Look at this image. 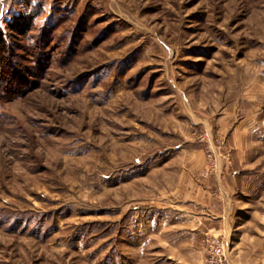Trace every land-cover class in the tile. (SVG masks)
<instances>
[{
	"label": "rangeland",
	"instance_id": "rangeland-1",
	"mask_svg": "<svg viewBox=\"0 0 264 264\" xmlns=\"http://www.w3.org/2000/svg\"><path fill=\"white\" fill-rule=\"evenodd\" d=\"M0 24V264H205L208 231L229 255L215 177L236 125L264 137V0H0Z\"/></svg>",
	"mask_w": 264,
	"mask_h": 264
},
{
	"label": "crops",
	"instance_id": "crops-1",
	"mask_svg": "<svg viewBox=\"0 0 264 264\" xmlns=\"http://www.w3.org/2000/svg\"><path fill=\"white\" fill-rule=\"evenodd\" d=\"M253 123L236 125L230 139L233 172L225 169L215 177L218 233L228 231L230 209L231 264H258L257 257L264 255V137L256 142L250 135Z\"/></svg>",
	"mask_w": 264,
	"mask_h": 264
},
{
	"label": "built area",
	"instance_id": "built-area-1",
	"mask_svg": "<svg viewBox=\"0 0 264 264\" xmlns=\"http://www.w3.org/2000/svg\"><path fill=\"white\" fill-rule=\"evenodd\" d=\"M219 143H223L219 140ZM209 165L207 174L213 173L218 168V158L213 151L208 152ZM236 173V172H235ZM205 264H231L228 255V245L223 234H206Z\"/></svg>",
	"mask_w": 264,
	"mask_h": 264
},
{
	"label": "trees",
	"instance_id": "trees-1",
	"mask_svg": "<svg viewBox=\"0 0 264 264\" xmlns=\"http://www.w3.org/2000/svg\"><path fill=\"white\" fill-rule=\"evenodd\" d=\"M24 15H19L15 17L12 21L7 23V29L12 31H19V30H26L24 27ZM0 50H7V31L6 29L0 24ZM1 71H0V78H1Z\"/></svg>",
	"mask_w": 264,
	"mask_h": 264
}]
</instances>
